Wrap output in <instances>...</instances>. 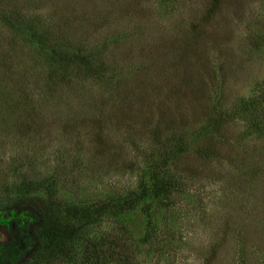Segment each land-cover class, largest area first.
Returning a JSON list of instances; mask_svg holds the SVG:
<instances>
[{"label":"rangeland","instance_id":"rangeland-1","mask_svg":"<svg viewBox=\"0 0 264 264\" xmlns=\"http://www.w3.org/2000/svg\"><path fill=\"white\" fill-rule=\"evenodd\" d=\"M156 174L167 201L2 264H264V0H0V260L14 202Z\"/></svg>","mask_w":264,"mask_h":264},{"label":"trees","instance_id":"trees-1","mask_svg":"<svg viewBox=\"0 0 264 264\" xmlns=\"http://www.w3.org/2000/svg\"><path fill=\"white\" fill-rule=\"evenodd\" d=\"M244 107L247 109L245 111L253 109L248 105ZM171 181L170 177H160L156 174L151 178L144 179L140 190L133 191L128 196L110 197L84 206L70 205V207L60 200L40 195L26 196L23 200L14 202V204L25 206L26 211L30 213V219L23 223L22 228L17 231L19 238L21 236L25 238L24 244L22 247H15L13 241L7 242L2 250L3 256L0 264L8 257L4 255H10L14 251L19 253V258H23L26 256V252L31 251L34 253L44 250L60 251L80 237L84 227L97 222L100 217H111L115 222L122 223L123 216L130 213V210L133 211V208L145 210L154 204V201L159 204L161 201H167L166 198L169 197L173 189ZM22 231H24L23 234H21ZM116 237L119 238L120 244L122 237L118 235ZM141 240H144L143 236ZM83 247L86 252L89 250L88 258H91L92 250H94L92 242L86 241ZM119 249L121 250V248ZM95 251L101 252V250ZM88 262L90 264V259ZM94 262L99 264L97 260Z\"/></svg>","mask_w":264,"mask_h":264}]
</instances>
